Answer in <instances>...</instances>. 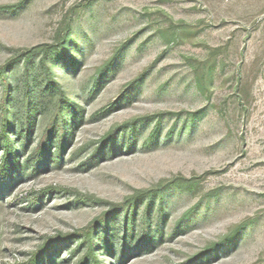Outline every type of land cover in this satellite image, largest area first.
<instances>
[{
  "label": "rangeland",
  "instance_id": "374dc122",
  "mask_svg": "<svg viewBox=\"0 0 264 264\" xmlns=\"http://www.w3.org/2000/svg\"><path fill=\"white\" fill-rule=\"evenodd\" d=\"M0 68V264H264V0H0Z\"/></svg>",
  "mask_w": 264,
  "mask_h": 264
},
{
  "label": "trees",
  "instance_id": "16d2710c",
  "mask_svg": "<svg viewBox=\"0 0 264 264\" xmlns=\"http://www.w3.org/2000/svg\"><path fill=\"white\" fill-rule=\"evenodd\" d=\"M68 42H69L68 28H66L59 34V36L57 37L56 43L53 46L49 47V51L55 54V52H57L56 49L57 50L64 49L66 45L68 44ZM42 66L47 75L49 82H56L51 70L47 67V64L45 61H42ZM0 80L2 84L4 85L3 99L1 102L2 122H1V131H0V143H3L6 147L5 148V158L6 159H5L4 167H3V169H5V166L7 165V162L9 161V159L12 157V152H13L11 138L9 137V134H8V118H7V95H8L10 84H9V81H8V78L5 72V68H0ZM51 127L52 125H49V128L47 129V132L45 133L46 139L49 136ZM60 132L63 133V129L60 130ZM40 152H41V147H38L37 154H40ZM186 183L188 184L189 187H193L196 182L194 180H189V181H186ZM171 185L180 187V182L179 180H175L171 182ZM131 204H132V200L127 201L124 207H129ZM115 209L116 208H113L111 212L103 214L100 218H98L96 223L91 224L85 230L82 231V238H83L82 242L88 243V249L86 253L84 254V256L79 260L78 264H89V263L102 264L99 261V258L97 257V251H96V248L98 245L97 230L99 226L97 224L103 225L106 228L108 217L113 211H115ZM62 240H67V237H64L63 239L59 240V242H61ZM53 245H54L53 242L46 241V243L43 244L39 248V250L33 255L30 261L26 264H42L43 259L47 256V253L53 247Z\"/></svg>",
  "mask_w": 264,
  "mask_h": 264
}]
</instances>
